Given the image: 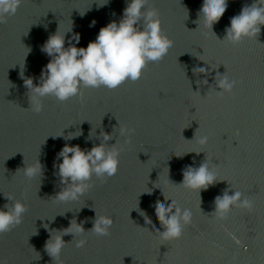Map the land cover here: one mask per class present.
I'll return each mask as SVG.
<instances>
[{
    "label": "water",
    "instance_id": "95a60500",
    "mask_svg": "<svg viewBox=\"0 0 264 264\" xmlns=\"http://www.w3.org/2000/svg\"><path fill=\"white\" fill-rule=\"evenodd\" d=\"M129 2L23 0L0 24V208L11 203L5 196L28 208L20 225L0 235V264H54L45 250L50 230L68 227L72 219L83 222L86 232L76 239L87 244L77 248L71 234L63 236V264H264V26L258 42L220 41L231 18L254 0H228L212 30L196 23L203 0H149L146 8L159 11L162 30L174 41L161 61L149 62L136 82L111 90L81 87L82 98L65 102L48 95L41 98L43 111L30 108L20 74L39 85L51 59L41 51L48 37L66 32L67 48L78 33L76 47L86 48L101 27L119 23ZM199 67L207 72L193 71ZM217 73L238 81L231 94L217 96ZM120 127L135 132L121 136ZM79 130L82 135L65 140ZM101 131L113 136L109 146L117 142L121 149L117 174L105 182L93 175V187L77 201L55 200L64 187L60 150L66 143L90 150L101 142ZM203 136L208 139L201 145ZM206 158L216 183L200 193L177 185L187 166L199 167ZM37 159L43 175L29 179L23 168ZM225 189L250 198L252 210L232 207L224 219L210 215ZM162 191L192 212L179 240L162 241L156 233L163 231L154 208L164 202ZM94 209L113 218L109 236L87 232Z\"/></svg>",
    "mask_w": 264,
    "mask_h": 264
},
{
    "label": "clouds",
    "instance_id": "9594fccd",
    "mask_svg": "<svg viewBox=\"0 0 264 264\" xmlns=\"http://www.w3.org/2000/svg\"><path fill=\"white\" fill-rule=\"evenodd\" d=\"M22 3L23 0H0V24L7 23L8 17L15 15ZM148 4L149 0H130L123 10V18L119 23L112 21L107 26L101 27L96 39L90 41L86 48L76 47L80 41L78 33H73L67 48L65 47L66 32L61 35L57 30L50 35L41 51L51 59L42 69L39 85H34L32 78H24L23 71L20 74L31 93L30 108L36 113L43 111L41 98L48 95L54 96L60 102H65L77 96L82 98L81 87L104 86L111 90L128 80L136 82L141 79L147 64L161 61L174 44V41L162 30L159 11L155 7L146 8ZM227 5L228 0H203L196 23L203 21L204 25L212 30V26L225 13ZM141 21H143L142 25ZM95 23L92 21L90 26H94ZM261 26H264V0H254L251 5L243 6L241 12L231 18L230 27L225 29L226 35L223 40L217 39L233 45L239 44L245 38L257 39ZM212 33L215 35L213 31ZM193 71L206 73L207 68L199 67ZM237 84L238 81L231 79L226 73L223 75L217 73L216 87L220 89L216 93L217 96L231 94ZM134 132L135 129L120 127L121 136L130 138ZM80 135L82 132L79 130L64 138L70 140ZM100 135L101 142L92 146L90 150L82 149L79 145L70 146L67 143L60 150L58 157H62V162L58 165V175L64 187L53 197L55 200L77 201L93 187L89 183L93 175L105 182L117 174L121 149L116 147L117 142L111 146L107 144L113 139L111 134L101 131ZM207 139V136H203L199 139V143L204 145ZM23 169L24 175L29 179L43 175V165L38 159L34 165L25 166ZM217 181L215 171L210 169L206 158L199 167L187 166L183 171L182 182L177 185L198 190L200 193L201 190H207ZM231 189H225L222 195L215 197V211L210 215L224 219L232 207L252 210L253 201L243 196L240 191H234V194L229 195ZM148 193L151 194V192ZM162 195L164 202L157 200L154 208L163 231L157 229L156 233L162 241L179 240L183 237L184 228L192 222V212L188 208L178 206L176 201L167 197L163 191ZM5 197L11 203H6L3 208H0V235L20 225L24 214L28 211L26 204L22 201L12 196ZM169 199L171 203H167ZM94 211L96 212L95 209ZM140 215L144 217L146 224H152L146 213L141 211ZM113 223L111 216L96 212L93 227L87 232L97 237L109 236ZM45 225L47 229L48 225ZM85 232L83 222L77 223L76 219H72L66 228L50 230V238L45 243V250L52 257L54 264H63L61 253L68 243L62 237L71 234L74 237L71 242L75 241L77 248H83L87 244V239L77 240L76 237L83 236ZM53 233L58 234L53 235Z\"/></svg>",
    "mask_w": 264,
    "mask_h": 264
}]
</instances>
